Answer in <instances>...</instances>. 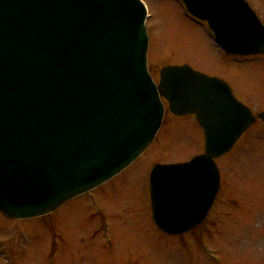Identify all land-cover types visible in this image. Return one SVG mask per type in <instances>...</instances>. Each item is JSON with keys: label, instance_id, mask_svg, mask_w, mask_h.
Instances as JSON below:
<instances>
[{"label": "water", "instance_id": "1", "mask_svg": "<svg viewBox=\"0 0 264 264\" xmlns=\"http://www.w3.org/2000/svg\"><path fill=\"white\" fill-rule=\"evenodd\" d=\"M228 56L264 55V26L245 0H180ZM140 0H0V213L49 214L132 164L160 129L166 100L195 115L204 153L155 165V225L181 235L205 219L219 190L215 159L254 117L229 85L188 65L147 66Z\"/></svg>", "mask_w": 264, "mask_h": 264}, {"label": "rangeland", "instance_id": "2", "mask_svg": "<svg viewBox=\"0 0 264 264\" xmlns=\"http://www.w3.org/2000/svg\"><path fill=\"white\" fill-rule=\"evenodd\" d=\"M142 1L148 68L156 83L163 67L188 65L226 82L255 115L264 110L263 56L225 55L178 0ZM245 1L264 24V0ZM164 122L133 164L90 195L38 218L0 214V264H264V124L256 121L217 161L223 187L214 227L206 220L198 230L169 236L154 228L150 216V170L203 152L204 138L193 117L166 113ZM95 213L110 218L111 229L101 230Z\"/></svg>", "mask_w": 264, "mask_h": 264}, {"label": "flooded vegetation", "instance_id": "3", "mask_svg": "<svg viewBox=\"0 0 264 264\" xmlns=\"http://www.w3.org/2000/svg\"><path fill=\"white\" fill-rule=\"evenodd\" d=\"M166 113H167V115H171V116H173L172 114H170L169 113V111L167 110V107H166V109H165V114H164V118H165V116H166ZM174 118H187V117H193L194 118V116H184V117H176V116H173ZM164 119H163V122H162V126H164ZM161 126V127H162ZM201 153H203V152H201ZM201 153H198V154H201ZM197 154V155H198ZM183 162H186V161H183ZM217 167H218V170H219V174H220V189H219V191H218V193H217V196H216V198H215V201H214V203L212 204V206H211V208H210V210L208 211V214H207V217H206V219H205V221L207 220V222L209 221V223H208V225H210L209 227L210 228H213L214 227V225H215V216H219L218 214H216L215 215V204H216V202H217V200H218V198L221 196L220 195V193H221V190H222V187H223V172H222V168H221V166H219V164L217 163ZM95 202H94V200H93V202H92V204H94ZM96 217H97V219H98V221H99V228L101 229V230H108V229H111V227H110V223H108V220L110 219V218H108L106 215H103V214H101V213H97L96 214ZM204 221V222H205ZM204 222L201 224V225H199L198 227H196L193 231H195V230H198V228H202L205 224H204ZM211 223V224H210ZM114 227V226H113ZM146 227V226H145ZM12 260V259H11Z\"/></svg>", "mask_w": 264, "mask_h": 264}]
</instances>
